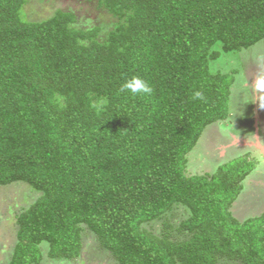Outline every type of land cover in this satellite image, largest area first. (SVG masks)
<instances>
[{"label":"trees","instance_id":"16d2710c","mask_svg":"<svg viewBox=\"0 0 264 264\" xmlns=\"http://www.w3.org/2000/svg\"><path fill=\"white\" fill-rule=\"evenodd\" d=\"M25 2L0 0V185L39 196L16 215L7 264H39L41 244L74 259L84 229L117 264H264V212L230 211L253 163L185 174L204 128L228 116L234 77L210 71L213 47L262 40L264 0H98L116 18L102 39L72 12L26 20ZM134 75L150 95L120 91ZM177 206L182 237L147 228Z\"/></svg>","mask_w":264,"mask_h":264},{"label":"rangeland","instance_id":"374dc122","mask_svg":"<svg viewBox=\"0 0 264 264\" xmlns=\"http://www.w3.org/2000/svg\"><path fill=\"white\" fill-rule=\"evenodd\" d=\"M56 10L72 12L74 27L100 29L99 39L112 28L116 18L108 13L98 0H26L22 13L26 20L38 21L53 15ZM213 50L219 57L209 61L212 72L232 73L228 116L225 120L207 125L196 144L186 154V175L213 173L218 166L236 158L245 157L253 163V169L242 182V189L233 201L230 211L239 221L256 217L264 212V93L252 88L257 75H264V38L247 49L223 53L220 45ZM39 196L24 182L0 185V264H7L16 242V215L26 209ZM184 207H174L161 220L146 225L159 233L163 222L175 238H180L175 227L187 216ZM86 231V232H84ZM81 250L71 260L50 259L46 244H41L42 258L39 264H117L111 254L98 245L93 235L84 229Z\"/></svg>","mask_w":264,"mask_h":264},{"label":"clouds","instance_id":"9594fccd","mask_svg":"<svg viewBox=\"0 0 264 264\" xmlns=\"http://www.w3.org/2000/svg\"><path fill=\"white\" fill-rule=\"evenodd\" d=\"M252 88L260 93H264V75H257ZM121 92L131 93L133 95H150L153 91L151 85L140 76H132L123 81L120 87ZM193 98L197 100H203L204 94L201 91L193 93ZM106 100L101 98L97 101L96 107L98 110H103Z\"/></svg>","mask_w":264,"mask_h":264}]
</instances>
